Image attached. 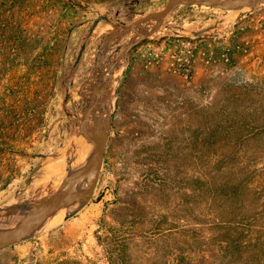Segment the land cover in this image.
Wrapping results in <instances>:
<instances>
[{"label": "rangeland", "instance_id": "rangeland-1", "mask_svg": "<svg viewBox=\"0 0 264 264\" xmlns=\"http://www.w3.org/2000/svg\"><path fill=\"white\" fill-rule=\"evenodd\" d=\"M167 2L93 3L67 12L59 45L51 22L33 30L31 45L0 44V237L91 163L96 149L81 132L86 107L123 63L108 87V142L94 193L82 179L70 198H84L81 206L47 214L56 216L51 224L0 248V264H264V156L237 176L240 187L224 163L233 158L225 145L235 120L246 122L240 131L257 128L252 144L264 150V2L178 5L141 24L146 37L126 55L137 32L115 36L125 26L106 21L92 30L99 16L130 23ZM234 32L233 67L209 51ZM225 80L244 86L240 98L224 90ZM214 106L224 109L222 120ZM219 122L222 135L206 130Z\"/></svg>", "mask_w": 264, "mask_h": 264}, {"label": "trees", "instance_id": "trees-1", "mask_svg": "<svg viewBox=\"0 0 264 264\" xmlns=\"http://www.w3.org/2000/svg\"><path fill=\"white\" fill-rule=\"evenodd\" d=\"M132 0H39L42 5V9H37L38 5L34 4V0H0V44H5L6 47L11 46L13 50L20 48L23 43L28 44L30 40H33L35 28L42 30L44 27L51 22V36L55 35L56 38H52L53 46L59 45V31L61 30L62 23L67 17L69 10L85 9L93 3L100 2H111L113 4H123L131 2ZM138 1V0H133ZM41 8V7H40ZM48 12H51L48 18ZM237 37V33L234 32L232 36L227 39H223L225 44L218 45L214 49H210L211 55L215 59H221L226 62L229 66H235L238 58L237 45L232 41ZM32 43L30 42L29 45ZM224 85V90L234 91L238 95V98L242 96L244 86L238 81H227ZM219 97L213 101L214 105L219 103ZM215 112L214 119H217L218 115L221 118V114L224 115V109L222 112L220 106L212 107ZM211 109V108H210ZM256 113V112H255ZM253 113V114H255ZM210 114H212L210 112ZM222 120V118H221ZM220 120V122H221ZM234 119H231L230 124ZM218 123L216 128L208 127V132H214L222 135L223 123ZM245 129L246 122L236 121L230 125V130L227 136H230V143L225 145V150L232 155V161L230 162L229 157L224 160L226 168L236 171V174L232 173L233 185L240 187L243 185V180L237 181V176L242 172L253 171L258 166V161L264 156V150L257 144H252L258 137L259 132L255 131L257 128H252L247 131H240L239 127ZM221 128V130H219ZM254 130V131H252ZM252 131V133H248ZM258 142V141H256ZM225 155V154H224ZM226 155V156H228ZM235 158L240 160L234 161ZM264 163V161L262 162ZM260 173L264 175V167L260 168ZM245 184V183H244ZM247 185V183H246ZM201 189V188H200ZM216 195L218 193L215 192ZM226 221V220H224ZM59 264H65L64 262Z\"/></svg>", "mask_w": 264, "mask_h": 264}, {"label": "water", "instance_id": "water-1", "mask_svg": "<svg viewBox=\"0 0 264 264\" xmlns=\"http://www.w3.org/2000/svg\"><path fill=\"white\" fill-rule=\"evenodd\" d=\"M263 2L264 0H168L164 8H162L161 10L146 14L140 18L133 20L130 23H122L120 21H115L113 18H111L108 15L99 16L95 19L94 24L92 26V30H94V28L101 21H106L113 23L117 27L120 25L125 26V29L115 34V36H121L128 31L137 32L139 37L136 40H134L128 46V48L122 53V55H126L132 47L137 45L140 41H142L146 37V34L139 30V26L141 24H143L144 22H149L153 19L161 20L162 18L166 17L170 13V11L178 5L181 4L207 5V6L216 7L218 9H239L245 6H253ZM84 49H85V44L82 45L79 51L76 64L79 62ZM113 78H114L113 72L108 70L106 75L104 76V83L99 89H95L94 93L105 92L108 89L109 85L111 84ZM89 116H90V112L87 111L85 113L84 124L81 126V132L93 143L96 149V153L91 163L86 167H84L83 169H81L80 171H78L76 174L71 175L70 177L65 179V181L60 185L55 195L45 200L44 202L40 203L35 209V211L29 214L28 216H26L13 230L1 236L0 248L12 245L18 239L22 238L27 230L36 228L40 224L44 216L47 215L49 212H51L54 208L67 204V202L70 200L72 195L71 190L78 181L84 178H88V187L90 193L91 194L94 193L99 180L103 161L105 158L108 135L105 133L106 125L104 126V124L102 123L98 124L96 131H92L88 129L85 123L89 119ZM107 127H110V121H108Z\"/></svg>", "mask_w": 264, "mask_h": 264}, {"label": "bare ground", "instance_id": "bare-ground-1", "mask_svg": "<svg viewBox=\"0 0 264 264\" xmlns=\"http://www.w3.org/2000/svg\"><path fill=\"white\" fill-rule=\"evenodd\" d=\"M247 7V6H246ZM120 61V60H119ZM118 60L115 62L116 63V65H115V63H114V65H115V69L112 71V70H110V71H112L113 72V74H114V76H115V78H116V75H117V73L120 71V68H121V66H122V64H121V62H119ZM123 61V60H122ZM105 76V75H104ZM104 78V77H103ZM102 82V83H101ZM100 85H99V87L97 88V89H99L101 86H102V84L104 83V80L103 81H101L100 80ZM114 85V84H113ZM116 87V86H115ZM113 88V87H112ZM113 90V89H112ZM112 90L109 88L106 92H103V93H96L97 95H96V97H95V99L94 100H91L90 102H89V104L87 105V107H86V109H87V111H89L90 112V118H89V120L85 123L86 124V126L88 127V129H90V130H92L93 131V129H96L97 127H98V124H100V123H102V124H104V126H105V124H106V122H107V120H109L110 119V116H111V106H112V101H113V93H112ZM92 97V96H91ZM83 119H85V118H83ZM81 124V123H80ZM84 124V120H83V123H82V125ZM107 129V128H106ZM83 180H81V181H79L78 183H76L75 185H74V187L77 185V184H79L80 182H82ZM73 187V188H74ZM84 200V198L82 199V200H80V201H71V200H69L68 202H67V204H65V205H62V206H58V207H56V208H54L51 212H49L48 214H50V213H55V211H58V210H60V209H63V208H70L72 211H74L81 203H82V201ZM81 206V205H80ZM59 213V212H58ZM21 215V214H20ZM23 215V214H22ZM55 218H56V216L54 215V214H52V215H46V216H44V218L42 219V220H45V221H41L40 222V224L38 225V226H41V225H48V224H51L54 220H55ZM18 219L20 220V217L17 215V216H15L13 219H11V220H8L7 221V223H13V221H18ZM5 225H7V224H5ZM4 225V226H5ZM3 226V227H4ZM37 226V227H38ZM2 227V228H3ZM9 227H11V226H9ZM14 227H15V225H14ZM1 228V229H2ZM12 229H13V227H11ZM7 231V230H6ZM4 232V231H3ZM2 232V233H3ZM9 232V231H8Z\"/></svg>", "mask_w": 264, "mask_h": 264}]
</instances>
